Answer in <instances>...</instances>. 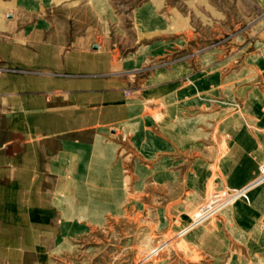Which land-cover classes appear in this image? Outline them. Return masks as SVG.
<instances>
[{"label": "rangeland", "instance_id": "1", "mask_svg": "<svg viewBox=\"0 0 264 264\" xmlns=\"http://www.w3.org/2000/svg\"><path fill=\"white\" fill-rule=\"evenodd\" d=\"M96 1L0 0V78L10 79L4 94L16 100L0 105V120L6 117L0 135L11 139L10 155L17 156L24 128L18 100L35 94L28 83L42 82L44 104L63 102L67 80L94 77L73 71L72 64L84 58L86 64L113 61L119 69L112 72L124 60L138 62L126 76L128 100L141 97L156 75L159 83L174 84L166 75L182 65L172 93L182 90V122L198 130V139L182 134V146L172 141L171 151L150 159L132 141L135 133L108 130L105 141L118 145L114 164L120 167H108L116 188L107 192L119 198L108 199L96 219L82 217L89 216L85 203L99 189L65 188V177L49 172L38 174L36 189L28 185L34 178L24 175L17 187L11 162L0 171V264H264V219L221 225V212L189 229L215 185L235 188L217 165L226 149L218 123L239 111L238 94L228 88L262 84L248 58L264 30V0H100V8ZM201 80L209 90L197 94L193 84ZM200 95L205 101L197 100ZM206 224L213 237L197 244L191 237Z\"/></svg>", "mask_w": 264, "mask_h": 264}, {"label": "crops", "instance_id": "2", "mask_svg": "<svg viewBox=\"0 0 264 264\" xmlns=\"http://www.w3.org/2000/svg\"><path fill=\"white\" fill-rule=\"evenodd\" d=\"M259 28H262L261 23ZM263 31L254 42L257 46L256 51L248 58L257 65L254 70L262 84L244 85L237 91L228 88L227 93L238 94L234 98L239 111L226 115L222 122L218 123L221 124L222 134L217 132V136L219 140L223 139L226 149L218 159L217 165L224 179L235 188L245 187L258 180L259 167L264 164ZM82 61V64H72L73 71L75 70L77 74H92L94 77L77 82L67 80L65 84L67 96L65 100H61L63 102L58 100L50 106L44 104L43 97L39 95L42 82L34 80L28 83L35 87L33 89L35 94L18 100L20 107L24 108V118L20 116V119H24V128L20 127L17 156H11L9 153L13 148L11 139L0 135V171L3 172L6 166L14 162L13 166L16 167L15 171L19 178L17 187H22L20 179L24 175L27 180L34 178L32 184L28 185L36 189L39 187L36 183L38 174L49 172L53 175L62 174L68 183L64 185L65 188L99 189L92 194L94 201L85 203L90 207V217H82L96 219L103 214V208L109 205L108 199L112 201L113 198H119L116 192H107V188H116L111 185L112 178H108V173L111 169L116 171V168L120 167V164H114L118 145L105 141L108 130L116 131V128H119L124 133L129 131L135 133L132 141L150 159L162 152L171 151L174 147L172 141L182 146L184 141L182 134L195 137L197 140L199 133L189 122H182V90L172 93L176 89L178 77L182 75V65H178L166 75L174 78V84L170 85V80L169 83H159L162 78L158 80L156 75L152 80L154 84L144 88L141 97L128 100L124 92L128 83L126 76L138 70V62L124 60L122 69L119 72H112L114 67H119L113 61L99 60L94 64H86L85 58ZM25 83L27 87V81ZM204 83L206 81L202 80L194 83L193 90L197 94L208 92L209 87ZM10 90V79L0 78V92H3L0 96L1 107L11 104L12 101L16 102L4 94ZM190 91L192 90L189 89L188 94ZM196 98L205 101L201 95ZM163 116L165 117L159 123L158 120ZM5 123L6 117L2 116L0 125ZM6 131H9V128ZM201 155L205 157L206 153ZM111 166V169L108 168ZM71 181L75 184H71ZM247 197L248 200L241 199L243 204L240 206L242 207L240 213L237 209L223 213L218 218L219 223L235 224L244 218L254 223L264 219V185L259 192H249ZM97 201L98 204L91 206ZM204 227V232L199 237H191L197 244L209 243L205 236L210 235H208L210 224ZM220 233V231L216 233L217 236L220 237Z\"/></svg>", "mask_w": 264, "mask_h": 264}, {"label": "built area", "instance_id": "3", "mask_svg": "<svg viewBox=\"0 0 264 264\" xmlns=\"http://www.w3.org/2000/svg\"><path fill=\"white\" fill-rule=\"evenodd\" d=\"M262 169L263 170L261 174L264 176V166L262 167ZM250 188L251 187L249 186L245 189H235L230 187L220 188L218 185H215L214 190L209 198L192 214V221L189 229L192 230L198 227L204 221L217 218L223 208L231 205L238 198L248 200L247 196Z\"/></svg>", "mask_w": 264, "mask_h": 264}, {"label": "bare ground", "instance_id": "4", "mask_svg": "<svg viewBox=\"0 0 264 264\" xmlns=\"http://www.w3.org/2000/svg\"><path fill=\"white\" fill-rule=\"evenodd\" d=\"M97 2V5H98V7L100 8L101 7V1L100 0H97L96 1ZM23 5H25V6H27V7H29V8H36L37 7V5L36 4H33V3H30V2H28V1H23V2H21ZM140 17H139V20L141 21V15H139ZM146 15H143L142 16V19L144 20V17H145ZM187 132V131H186ZM264 166V164H262L261 165V167H260V169H259V178H258V180H256V181H254V182H252L251 184H249V185H247V186H245V187H243L242 189H245L246 187H251L250 188V191L249 192H255V191H257V192H259L262 188H263V183H264V176L261 174L262 173V167ZM101 194V193H100ZM247 194V193H246ZM236 197V196H235ZM235 200H236V198H235ZM242 204H243V202L241 201V199L240 198H238L235 202H233L231 205H228L227 207H225V208H223L222 210H221V212L222 213H226V212H229L230 210H233V209H237L238 210V212L240 213L241 211H242V207H240V206H242ZM68 212H70V213H72V212H75V209H73L72 207H70L69 209H68ZM220 212V213H221ZM68 214V213H67ZM72 214H74V213H72ZM75 215H76V213H75ZM69 218V221L71 220V217L69 216L68 217ZM202 225L204 224L203 222L201 223ZM204 229L205 228H203V226H202V228H200V229H198V230H195L194 231V233H193V235H194V237H199L203 232H204ZM193 230V229H192ZM191 230V231H192ZM189 231V229L186 231V232H188ZM185 232V231H184Z\"/></svg>", "mask_w": 264, "mask_h": 264}]
</instances>
